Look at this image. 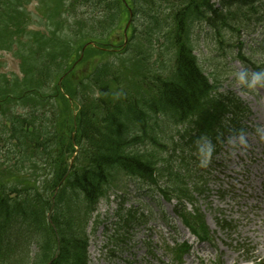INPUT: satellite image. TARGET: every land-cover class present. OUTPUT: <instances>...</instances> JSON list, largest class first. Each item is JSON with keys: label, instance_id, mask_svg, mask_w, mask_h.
Returning a JSON list of instances; mask_svg holds the SVG:
<instances>
[{"label": "rangeland", "instance_id": "obj_1", "mask_svg": "<svg viewBox=\"0 0 264 264\" xmlns=\"http://www.w3.org/2000/svg\"><path fill=\"white\" fill-rule=\"evenodd\" d=\"M51 10H53V4L45 8V6H38L33 2L27 7L28 13L39 16H44ZM37 25L39 24L34 26ZM207 30V28H203L200 32H206ZM259 30L263 33V26ZM226 38L229 39V36L226 35ZM240 41L246 42V36L241 35ZM198 43L200 49L195 50L197 60L207 73H211L212 70L209 66L214 63L212 54L215 46L213 42L206 44L203 39L198 40ZM232 49L233 47L227 49L228 54L225 59L227 63L221 58L218 60L225 67V75L223 77L225 80L220 85L219 91L220 93H229L237 96L247 107L248 100H251L252 107L259 118H261L264 115V110L262 109L264 106V88L258 86L255 89H248L246 86L236 82L234 73L241 72L243 68L237 60L230 56ZM246 51L244 47V52L246 53ZM21 52L22 49L17 48V44H14L12 52L0 54V76H3L2 80L0 79V87L7 88L5 80L10 85L21 79L19 61L15 58V54ZM170 56L168 53L163 59L164 62L162 64H165V66L162 71L164 74L173 70ZM256 60L263 61L264 58L258 57ZM228 72L229 74H227ZM128 79L127 76L125 80L127 81ZM8 107L11 108L12 105H8L6 108ZM21 113L28 114L29 109L21 108ZM259 118H257V121ZM35 138L31 136L30 140ZM224 146L225 153H229L226 155L225 160L228 161V158H231L226 164L228 168L223 171L221 168L215 167L224 165L219 160L217 165H211L206 168L203 166V171L206 173L205 179L208 180V190L203 195L195 197L197 207L203 214L204 221L208 227L211 237L210 242L201 244L195 237L194 241L191 240V237L187 238L186 232L188 231L181 224L174 210L175 201L166 202L158 194H154V198L153 196L142 198L141 201L147 204L150 210L149 208H141V203L132 197H127L122 202L121 198L111 196L113 199L111 200L110 197L109 203L105 202L102 204L103 216L100 218L97 228L94 230L89 225V264H174L167 246L174 247L177 244L179 247L183 243L191 247L189 253L183 258V264H251L253 263L251 261H255L254 259L259 260L255 264H264V260L262 261V258H264V243L259 241L260 238L264 239V217H262V227L260 228L259 223L261 222L252 218V210H247V205H249L251 200L247 199L244 193L248 192V188H245V192L241 188V185H244L242 182L252 181L256 185L257 179L252 176L243 178L245 163L233 165L236 162L233 154L237 155L236 149L233 151V141L226 142L222 146L221 151ZM201 161L199 160V163ZM229 169L234 171L230 174ZM225 177L227 178L225 179ZM120 180L123 181L122 178ZM219 186H222L221 191H219ZM129 191L131 193L136 192L134 188H130ZM218 196H222V198L218 199ZM120 206L125 211L130 209L137 210L139 213L137 217L141 215V221L145 220V222H134L129 230L126 246L122 249H115L114 238H111V236L116 231L115 225L118 219L115 213L118 212ZM191 207L190 204L186 205L187 210ZM254 211L258 214V211ZM223 221L229 223L231 230L219 226V223H223ZM125 259L129 262H125Z\"/></svg>", "mask_w": 264, "mask_h": 264}, {"label": "trees", "instance_id": "obj_2", "mask_svg": "<svg viewBox=\"0 0 264 264\" xmlns=\"http://www.w3.org/2000/svg\"><path fill=\"white\" fill-rule=\"evenodd\" d=\"M19 0H0V21L10 17V12L15 8L14 2ZM108 6L106 12L111 18L117 15V1L106 0ZM101 10L94 12L90 17V22L95 23L94 19L100 17ZM82 40H93V37L88 35ZM97 41V44H101ZM193 59L189 52L179 63L177 69L176 79L170 81L157 80L160 87L158 94L153 100V113L157 114V109L163 110L167 114L173 116V124L189 123L194 128H189L187 136L189 141L193 143L196 141L202 142L205 136L209 135V130L217 127L223 131L221 119L222 106L218 101L210 99L208 95V85L205 79L201 78L194 70ZM179 79V82H178ZM178 82V83H177ZM69 109L66 108L64 113V124H70L75 121L76 135L74 143L80 146V150L84 159L87 161L86 165H77L72 167V171L67 175V166L65 155L72 151V143L70 134H58L53 136V142L56 147L57 159L54 162L55 176L53 179V190L61 185L59 191V198L65 197L67 191L70 189L83 190L88 195L90 204L93 203L94 198L101 195V185L106 179V172L108 168L115 165L122 167L131 174L140 177H151L152 169L144 160V154L140 151H132L131 149L125 151L124 144L135 143L144 138H149L155 146H161L163 140L158 137L157 127L145 126V113L137 112L133 109V115L138 121L139 129L136 130L139 135L125 136L124 124L120 120L110 121L101 129L96 124L95 116L91 110L80 108L75 118L69 115ZM96 113V112H95ZM71 125V124H70ZM72 129V126H71ZM149 129V130H148ZM197 130L195 137L190 134ZM193 138V139H192ZM196 148V147H194ZM184 151V148L181 147ZM95 203V201H94ZM17 208H15L16 210ZM30 217L11 214L8 212L0 218V264H47L51 256H44L42 263L32 262L29 257L32 242L27 241L32 236V231L22 226H28L27 222ZM12 228L16 237H10ZM23 235L24 239L18 241L17 236ZM39 242H37L36 248ZM79 240L63 239L59 245V253L51 264H79V260L84 258L82 254L75 249L81 248ZM39 252L41 245L38 246ZM75 248V249H74ZM45 251V250H44ZM75 251V252H74ZM51 261V260H50Z\"/></svg>", "mask_w": 264, "mask_h": 264}, {"label": "clouds", "instance_id": "obj_3", "mask_svg": "<svg viewBox=\"0 0 264 264\" xmlns=\"http://www.w3.org/2000/svg\"><path fill=\"white\" fill-rule=\"evenodd\" d=\"M236 82L240 85L246 86L248 89H255L258 86L264 87V70L256 71L253 73H249L247 69L241 72L235 73ZM212 145L209 142L207 146V151L205 153L206 157H210L212 153ZM204 149L201 148V152L204 153ZM203 163H207V159L202 161Z\"/></svg>", "mask_w": 264, "mask_h": 264}, {"label": "bare ground", "instance_id": "obj_4", "mask_svg": "<svg viewBox=\"0 0 264 264\" xmlns=\"http://www.w3.org/2000/svg\"><path fill=\"white\" fill-rule=\"evenodd\" d=\"M261 175H263V173L261 172ZM262 243H264V240H260Z\"/></svg>", "mask_w": 264, "mask_h": 264}]
</instances>
